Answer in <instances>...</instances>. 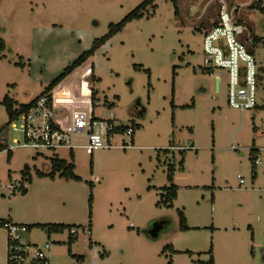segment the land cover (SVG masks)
I'll return each mask as SVG.
<instances>
[{"label":"rangeland","instance_id":"374dc122","mask_svg":"<svg viewBox=\"0 0 264 264\" xmlns=\"http://www.w3.org/2000/svg\"><path fill=\"white\" fill-rule=\"evenodd\" d=\"M142 1L0 0V126L8 120L5 97L18 105L39 95ZM155 4L65 78L79 85L78 74L92 66L87 87L95 91L94 115L112 112L116 124L132 125L131 143L122 144L129 139L118 135L92 154L57 149L80 179L39 176L36 170H49L43 164L52 152L15 145L8 155L11 140L23 139L8 128L0 151V219L31 224L26 239L50 243L51 264H74L73 254L83 255L85 264H264V42L254 48L262 72L257 103L243 112L227 103L226 71L205 69L202 46L222 5L250 35L264 37V0ZM25 166L27 191L10 194L6 185L18 181ZM168 168L178 186L170 206L162 201ZM38 222L78 227L68 244V230L48 235ZM154 222L162 228L147 231ZM3 236L0 225V264L7 258Z\"/></svg>","mask_w":264,"mask_h":264},{"label":"built area","instance_id":"2783aa9c","mask_svg":"<svg viewBox=\"0 0 264 264\" xmlns=\"http://www.w3.org/2000/svg\"><path fill=\"white\" fill-rule=\"evenodd\" d=\"M246 25L237 20L233 11L221 6L214 25L202 34V46L205 53V69L211 73L215 68L223 69L228 76L227 103L240 112L251 109L257 103L258 67L254 55L256 45ZM79 67V66H78ZM76 67L66 77L74 76ZM90 67L82 75L89 74ZM65 77V78H66ZM65 78L51 90L38 96L30 107L9 121L6 128L0 126V145H7L8 128L22 133V141L13 138L7 150L15 145L27 146L37 153L42 150L51 152L66 148L73 152V148L81 147L86 153L92 154L94 150L108 148L113 139L126 136L121 143L128 145L134 134L132 125L118 129L113 113L106 117L95 116L92 111L91 87L90 93L83 92L82 83L79 85L66 83ZM217 90L220 77H215ZM59 91L61 93H59ZM88 102V107H75L76 101ZM61 119L62 122H58ZM6 150V151H7ZM255 163L258 160L255 159ZM243 179L239 178V183ZM25 178L6 187L9 193L21 187L27 189ZM0 225L6 232L7 251L6 264H51L45 250L50 248V243L43 246L31 243L26 239L29 227L25 223H18L9 218L1 219Z\"/></svg>","mask_w":264,"mask_h":264},{"label":"trees","instance_id":"16d2710c","mask_svg":"<svg viewBox=\"0 0 264 264\" xmlns=\"http://www.w3.org/2000/svg\"><path fill=\"white\" fill-rule=\"evenodd\" d=\"M175 3V0H173ZM155 0H143L140 4H138L131 12H129L124 18H122L118 23L115 24H110L109 25V31L107 34L96 38L93 40L91 46L85 50L84 52H82V54H80L75 60H73V62L71 64H69L55 79H53L48 86L37 96H35L34 98H32L31 100H29L27 103H22V104H18L15 105L16 102L13 99L7 98L5 97L3 99V103L5 104L6 107V112L8 114V120L7 123L11 120H13L15 117H17V115H19L20 113L26 111L30 105L36 100V98L40 95H42L43 93L51 90L56 84H58L62 79H64L68 74H70L76 67L80 66L82 63H84V61H86L87 59H89L93 53L95 52V50L100 47L110 36H112L113 34L117 33L118 31H120L124 25L137 17H141L143 16V11L145 9L148 10V8L150 7V9H152V11H154L155 9ZM175 6V5H174ZM262 12L264 13V8L261 9ZM176 12V9H175ZM216 23V21H214L212 23V25H214ZM211 25V26H212ZM210 26V27H211ZM253 38V42L255 45H257L260 42H264V37H260L257 36L255 34L252 35ZM5 49V44L4 41L2 39H0V52L3 51ZM91 69V74H92V66H90ZM258 83L261 81V66L258 67ZM92 81H96L97 78L93 75L91 78ZM95 98V91L92 89L91 87V100L93 102ZM7 123L1 125L3 128H6ZM125 126L122 125L120 126L118 129L122 130L124 129ZM4 147L0 145V151L3 149ZM167 150V149H165ZM182 151V150H180ZM8 155L11 154V150H7L6 151ZM70 155H72V151L69 152ZM49 159V164L48 171H41V170H36L37 175L39 176H50L53 177L56 173H58V176L63 177L65 179H75V180H79L80 177L78 175H76L74 173V163L70 160H65L62 158H59L57 155H51L48 156ZM255 161V159L253 160V162ZM255 163V162H254ZM253 168H254V164H253ZM180 169H183V158L180 161ZM28 174V170L25 166V169L22 170V178H25L26 181H30L31 177ZM167 179L170 182V185L168 186H164L163 187V198L162 201L165 202L166 205H172V200L176 198L177 195V189L178 186L175 185L172 181H173V169L172 168H168V175H167ZM92 186V183H91ZM20 191L22 193H25L27 191L26 188L21 187ZM92 202V194L89 195V204H91ZM178 215L180 218V227L182 229H186L187 225H186V219H185V215L183 213V211H178ZM1 220V219H0ZM28 225V224H27ZM39 228L43 229L46 234H51V233H60L63 232L64 230H68L69 234H68V244H71L74 240L73 235L76 234V230L78 225L76 224H68V223H56V222H42V223H37L36 224ZM29 227V231L30 228L32 227V225H28ZM92 242H89V245H91ZM106 252L102 253V256L105 255ZM72 257L74 258L75 262L74 264H85L84 261V256L83 255H75L73 254Z\"/></svg>","mask_w":264,"mask_h":264},{"label":"water","instance_id":"95a60500","mask_svg":"<svg viewBox=\"0 0 264 264\" xmlns=\"http://www.w3.org/2000/svg\"><path fill=\"white\" fill-rule=\"evenodd\" d=\"M89 74H85L81 77V83L83 87V92L88 94L90 93V89L87 87V83L89 81ZM217 85V84H216ZM58 122H62L61 119H57ZM162 222H154L152 226L147 231H152V229H155L156 232L162 228V225H160ZM155 231L152 232L153 234L156 233Z\"/></svg>","mask_w":264,"mask_h":264},{"label":"crops","instance_id":"0c3cea01","mask_svg":"<svg viewBox=\"0 0 264 264\" xmlns=\"http://www.w3.org/2000/svg\"><path fill=\"white\" fill-rule=\"evenodd\" d=\"M52 154H53V155H57V154H56V151L52 152ZM46 157H48V156H46ZM43 167H44L45 169H47V168H48L47 163H44V164H43ZM9 219H11V218H9ZM18 223H20V222H18ZM38 223H42V222H38ZM25 224L30 225L29 223H25ZM5 240H6L5 236H3V238H2L3 245H4V243H5ZM6 250H7V240H6ZM3 254H4V252L2 251V255H3ZM2 258L4 259V255L2 256Z\"/></svg>","mask_w":264,"mask_h":264}]
</instances>
